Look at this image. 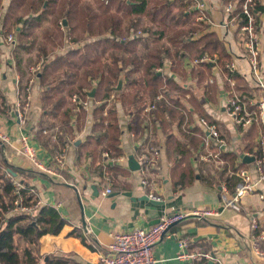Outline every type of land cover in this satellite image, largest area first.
Wrapping results in <instances>:
<instances>
[{"label": "crops", "instance_id": "1", "mask_svg": "<svg viewBox=\"0 0 264 264\" xmlns=\"http://www.w3.org/2000/svg\"><path fill=\"white\" fill-rule=\"evenodd\" d=\"M225 2L226 0H193L188 9L196 10L197 15L203 14L206 17L207 20L201 22L207 24L208 30L215 32L222 40L229 55V59L224 63L233 61L236 65L235 73L230 74L225 66L222 67V62L214 53L210 55L215 56V59L209 63L210 69L205 70V77L200 81L193 72L204 69L202 64L196 67L188 66L186 63L190 56H182L181 71L171 72L174 61L168 58L172 64L169 68L165 67L161 73L167 75L168 80L172 79L185 86L187 91L183 93L178 89L164 86V102L167 106L171 104L166 95L168 94L177 98L186 110H191L193 115L189 128L198 125V117L203 116L201 113H205L209 120L217 124L227 141V146L222 152L237 151L243 156L245 152H254L258 130L255 126L248 129L236 126L225 112V100L231 88L247 96L255 94L256 88L241 43V34L234 28L224 26L227 21L224 12ZM258 18L262 43L260 70L261 77L264 78V12L258 14ZM201 22L196 23L194 18L193 29L190 31L193 37L200 34L201 28L199 30L198 28ZM61 30L65 32V29L61 28ZM66 42L65 39L62 47L56 50L57 54H64L65 50L74 47L72 43L66 44ZM161 42L170 44L164 39ZM37 44L41 47H45L46 44L52 46L51 41L45 36H38ZM12 49L0 40V94L4 97V106L8 107L5 112H0V129L8 136L6 142L0 141V151L12 166L33 170L19 150L21 137L28 138V143L35 149L37 158L51 169L49 172L39 171L44 176L29 179L38 192L41 205L55 207L65 220L58 234H46L40 238L38 250L40 257L64 255L73 264H97L99 258L107 253L106 247L111 241L113 232L150 228L164 215L171 216L178 211L210 208L216 210L218 214L208 216L204 220L188 216L171 225L170 230L178 231L189 238L187 248L189 251L211 252L215 262L208 264H264V258L252 256L247 246L248 239L252 237L250 215L264 224V199H260L256 193L248 194L241 200V210L238 212L224 206L220 186L212 178L209 179L210 182L206 180L207 171L203 169L204 161L201 160V154L206 152L203 146L204 136L194 133L202 142L197 149H192L194 156L187 157V161L190 162L195 173L200 171L205 178L200 179L197 174L190 184L178 186L175 180L181 172L173 166L179 156L173 148H170V142H167L171 134L178 138L182 137L177 127L170 122V119L161 121L157 118L152 119L151 113L157 110L158 106L151 113L143 110L141 114L134 116L126 110V105L115 97L110 103L113 102L117 109L118 125L121 130L119 147L122 155L111 163L120 166L124 172H112V168H107L103 172L107 180L99 178L97 169L100 156L92 161L87 152L88 147L84 146L85 138L92 131L94 123L92 112L98 100L89 99L90 105L84 115L71 116L72 132L71 135L67 134L64 145H60L58 139H48L44 133H39L41 123L47 121L59 126L63 124L57 119L42 117L41 87L38 81L32 86L29 108L24 112L23 119L21 121L17 119L16 103L24 100L26 93L22 88L27 81L16 71ZM38 60H44V56L41 55ZM128 69L129 66L121 75ZM230 76L236 80L234 87L228 82ZM94 84L95 82L92 83ZM119 89H125L124 80L121 81ZM0 109H3L2 105ZM249 109L252 107L249 106ZM129 126L133 130H130ZM251 129L254 130L253 135L250 133ZM247 134H250L249 137ZM251 138L253 148L243 149ZM150 151L153 156V166L146 171L145 176L141 174L140 169H130L128 166L130 156L138 161V156L142 152ZM154 151L156 155H153ZM241 156L239 161H242ZM56 157H61V164L57 163ZM209 163L215 171H219L215 169L213 162L209 161ZM243 168L248 170L254 179L257 177L253 161L245 163ZM141 178L146 179L145 185L141 184ZM186 179L188 176L185 177ZM108 187L111 192L105 194ZM258 192L264 193V188L259 186ZM150 195L158 197L159 200L152 199ZM179 253L177 239L173 236L160 239L153 248L156 264H191V260L177 259ZM193 262L202 264L200 261ZM40 264L43 262L41 261Z\"/></svg>", "mask_w": 264, "mask_h": 264}, {"label": "trees", "instance_id": "2", "mask_svg": "<svg viewBox=\"0 0 264 264\" xmlns=\"http://www.w3.org/2000/svg\"><path fill=\"white\" fill-rule=\"evenodd\" d=\"M192 2L193 0H97L101 10V14H97L88 12L87 8L80 6L76 0H62V4L60 0H8L7 10L2 16L3 5L0 0V29L3 28L0 30V38L4 36V28L13 26L17 33V45L12 49V56L16 71L22 74L26 81L30 76L28 67L31 58L25 54H30L36 44L34 38L28 39L33 35V30L47 17H51L56 28L61 26L60 22L62 24L63 19L66 20V26L61 28L68 31L67 42L72 43L74 47L61 55L57 54L56 50L62 47V40L58 43L52 40V46L46 44L45 47L38 48L40 54L44 56V60L39 61V69L36 72L41 87L42 117L57 119L63 124L59 127L57 139L60 145H64L67 134L71 135L72 132L71 116L76 114L80 117L86 110L81 104H72L71 96L75 94L79 101L89 99L101 101L100 105H95L93 109L92 131L84 142L92 161L100 156L97 169L99 178H102L107 168H112V172H124L120 166L111 163L122 155L119 147L121 130L118 125L117 109L113 102H108L111 95L126 105V110L134 116L141 114L148 103H155L158 109L150 112L152 119L157 118L160 121L170 119L177 127L182 137L178 138L171 134L167 140L170 142V148L179 156L173 166L181 172L180 176H176V185L190 184L197 174L200 179L205 178L200 171L195 173L187 161V157L194 156L192 149H197L202 142L194 133L204 136L203 130L198 125L189 128L193 114L191 110H186L177 98L169 96L166 92L171 104L167 106L164 102V86L178 89L183 93L187 90L185 86L172 79L168 80L167 75L157 70L163 65L165 58H172L174 61L171 72L181 71L182 56L186 55L196 58L206 52L216 53L222 67L229 59L224 43L215 32L208 30L207 24L201 22V26H198V30L201 28L198 36L193 37L190 34L198 13L196 10L188 9ZM236 11H239V5ZM254 12L257 14L264 12V0L256 1ZM142 16L148 17L150 21V26L143 31L145 33L138 35L131 30V33L124 34L123 18L132 19L129 30L135 28L139 17ZM100 17L101 21L95 24L94 21ZM162 39L170 44L162 43ZM139 47L146 49L143 56L138 54ZM119 52L122 55H119ZM109 55L111 62L106 67L105 60L109 59L107 57ZM127 66L129 69L121 75ZM202 66L204 69L193 72L200 81L205 77V70L210 69L209 63ZM123 80L125 89H118V82ZM26 87L27 84L22 88L24 92ZM92 89H95V92L90 98L88 94ZM159 94L163 95V99L157 101ZM0 102L3 108L0 112H5L8 107L4 106V97L1 94ZM76 106L78 111L74 110ZM201 115L210 119L205 113ZM55 124L44 121L39 126V133L43 134V130L49 131ZM129 129L133 130L131 126ZM253 131L251 129V135ZM44 135L50 139V134ZM249 135L247 134V137ZM253 145L251 138L243 149H252ZM103 151H107L112 160L104 161L101 155ZM219 156L226 162L219 171H215L209 162L203 163V169L207 171L206 180L210 182L209 179L212 178L219 186L225 180L230 193L233 194L235 185L240 180L235 173L243 168L245 163L239 161L241 155L237 151L220 152ZM9 168L12 171L9 172L10 176L12 178L16 176L24 184L25 188L21 193L24 195L26 205H33L39 199L38 192L29 178L44 176L32 169L12 166L0 151V264H40L41 261L43 264H73L64 255L40 257L38 252L40 238L46 234H58L65 220L57 209L50 205H40L32 213L15 212L13 185L11 179L6 177ZM186 176L188 179L185 180ZM263 243H260V248L264 251Z\"/></svg>", "mask_w": 264, "mask_h": 264}, {"label": "built area", "instance_id": "3", "mask_svg": "<svg viewBox=\"0 0 264 264\" xmlns=\"http://www.w3.org/2000/svg\"><path fill=\"white\" fill-rule=\"evenodd\" d=\"M256 1L257 0H226L224 4V12L227 15V21L224 26L227 28H234L241 34V43L244 47L245 56L250 66V72L254 77V87L256 88V93L249 96L231 88V90L227 92L225 100V112L236 126L242 129L255 126L258 130L257 146L254 152L244 153L254 158L253 164L257 177L254 179L248 170L240 168L239 171L235 173L240 180L235 185V192L233 194H230L225 180H223L220 185L224 206L232 208L237 212L241 210V200L248 194L256 193L260 199H264V193L258 192L259 186L264 188V78L261 77L260 70L262 43L259 34L258 14L254 12ZM238 5L239 11H236ZM200 8L202 9V5H200ZM206 20L203 14L195 17L196 23ZM3 41L10 49L14 47L15 40L13 36H4ZM214 59L215 56L205 53L200 57L188 59L186 65L196 67L204 63H211ZM171 64V60L165 58L163 65L157 70L163 71L165 67L169 68ZM224 66L230 74L235 73L236 65L233 61L226 63ZM38 69L39 64L29 67L30 76L27 81L25 98L23 101H18L16 103V114L19 121L23 119L24 112L29 108L31 99L30 87L37 79L36 72ZM210 81L212 80L210 79ZM228 82L231 87L236 85V80L232 76H230ZM113 98V95H111L108 102L110 103ZM162 99V94H159L156 98L157 101ZM70 101L72 104H81L85 109L90 105L89 100L79 101V98L75 94L71 96ZM100 103L101 101H97L95 105H100ZM249 106H251L252 109H249ZM155 108V103H148L144 108V112H151ZM74 110L78 111V107L76 106ZM197 123L204 132L203 146L206 149V152L201 154V160L204 162H213L216 170L223 169L225 161L220 158L219 153L227 146L225 137L221 134L215 122L200 116L197 119ZM58 129L59 128L55 126L49 131L43 130V133L50 134V138L56 140ZM7 140L8 136L0 129V141L6 142ZM19 150L20 154L33 170L41 172H49L51 170L37 158L35 149L28 143V138L26 136L21 137ZM156 154V151H154L153 155ZM102 156L106 162L112 160L107 151H103ZM56 160L58 164H61V157H56ZM138 161L140 163V172L145 176L146 171L153 166L152 152H142L138 156ZM6 177L11 179L13 185L12 192L15 196L13 210L15 212L32 213L41 205L39 199L33 205H26L24 195L21 193V190L25 188L22 181L15 177L12 178L9 172ZM102 179L107 180V177L102 176ZM141 184H146L145 178H141ZM31 191H33V189H31ZM110 192L111 189L109 187L106 188L105 194ZM150 197L159 200L156 196L150 195ZM59 205L60 203H58V206ZM217 214L218 212L216 210L210 208H199L188 212L178 211L171 216H162L158 223L150 228H136L126 232H113L111 234V241L106 247L107 253L99 258L97 264H156V259L153 255L154 246L160 239L171 236L176 237L180 249L177 259L191 260V264H194L193 261H200L202 264L215 262L213 254L209 251H189L187 249L190 241L189 238L184 234H180L178 231H171L170 227L188 216H195L204 220L208 216ZM250 229L252 237L248 239V250L252 256L264 258V251L260 248V243L264 242V224L260 223L256 217L250 215Z\"/></svg>", "mask_w": 264, "mask_h": 264}, {"label": "rangeland", "instance_id": "4", "mask_svg": "<svg viewBox=\"0 0 264 264\" xmlns=\"http://www.w3.org/2000/svg\"><path fill=\"white\" fill-rule=\"evenodd\" d=\"M76 1H78L80 3V6L87 8L86 10L88 12L90 11L91 13L101 14V10H100L99 6L97 5V0H76ZM8 4H9L8 0H2V5H3L2 16L6 12ZM60 4H62V0H60ZM100 19H101V17L97 21H94L95 24H98L99 21H101ZM76 20H77V23H78L79 22L78 21L79 20V16L78 15L76 16ZM131 20L132 19H129L127 17L123 18V26H124L123 32H124V34H126V32L127 33H129V32L131 33V30H133L138 35L139 34L142 35L143 33H145L143 31L148 26H150V21L148 20V17L142 16V17H139L137 25L135 26V28L134 29L132 28V29L128 30L129 25H131ZM66 24H67L66 20H65V24H64V22L62 24L60 22L61 26H66ZM61 26L59 28H56L55 25L53 24V20L51 19V17H47V19L45 21H43L40 26L36 27L33 30V35L31 37H29L28 39H33L34 38L36 44L34 45L33 51L30 54H25V56H29L31 58V61L29 62V67L36 66L39 63V60H37V59L40 58L41 55H42V54H40V52L38 50V48L40 46L39 44H37L38 36H45L49 41H51V43H52V40L55 41V42L57 41V43L61 42V40H62V44H63V41L65 39L66 40L68 39L66 37L67 36L66 34L68 33V31L65 30V32L63 33L62 30H61ZM0 30H3V28L1 27ZM3 32H4V36L11 35V36L14 37L15 44L13 46L16 47V45H17V40H16L17 33L15 32L13 26L10 25L9 28H7V29L4 28ZM4 36L2 37V39L0 38V40L3 41ZM66 44H67V42H66ZM68 45L70 46V44H68ZM145 53H146V49L144 47H139L138 54L140 56H143ZM119 55H122V54L119 52ZM107 57L109 59L105 60V63H106L105 66L106 67L111 62V56L109 55ZM29 67H28V75H29ZM35 82H37V79H36ZM55 126H58V128L61 127V126L56 125V124H55ZM58 132H59V129H58Z\"/></svg>", "mask_w": 264, "mask_h": 264}, {"label": "water", "instance_id": "5", "mask_svg": "<svg viewBox=\"0 0 264 264\" xmlns=\"http://www.w3.org/2000/svg\"><path fill=\"white\" fill-rule=\"evenodd\" d=\"M64 24H65V19L63 20ZM120 85H121V81L118 82V85H117V88L119 89L120 88ZM94 92H95V89H92L90 92H89V96L90 97H93L94 96ZM241 159L244 163H250L254 160V158L252 156H247V155H243L241 156ZM128 166L130 167V169L132 170H139L140 168V164L139 162L134 159L133 157H129L128 159ZM8 172L12 173L11 169L9 168L7 170ZM36 171V170H35ZM39 172V171H38ZM14 175V174H13ZM94 188V187H93ZM95 189V188H94ZM96 190V189H95ZM145 198H147V196H145ZM193 217V216H192Z\"/></svg>", "mask_w": 264, "mask_h": 264}]
</instances>
